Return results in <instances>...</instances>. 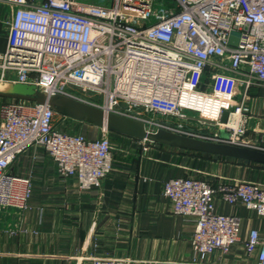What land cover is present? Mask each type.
I'll return each mask as SVG.
<instances>
[{
  "label": "built area",
  "instance_id": "1",
  "mask_svg": "<svg viewBox=\"0 0 264 264\" xmlns=\"http://www.w3.org/2000/svg\"><path fill=\"white\" fill-rule=\"evenodd\" d=\"M10 8L0 84L34 85L166 130L264 152V132L247 138L249 88L264 90V0H0ZM156 6V7H154ZM234 34L237 44L229 43ZM243 88L236 100L238 88ZM228 113L225 123L222 115ZM46 105L0 100V207L25 211L29 177L14 173L18 157L42 148L62 178L79 190L99 188L112 171L114 147L101 136L58 128L67 118ZM58 120V121H57ZM224 129L229 137L221 138ZM142 151L148 150L142 141ZM162 195L174 215L191 220L192 259L207 264L240 240V218L219 214L214 200L241 203L264 219V186L197 176L170 178ZM264 264L255 229L243 243ZM92 264H127L95 258Z\"/></svg>",
  "mask_w": 264,
  "mask_h": 264
},
{
  "label": "crops",
  "instance_id": "2",
  "mask_svg": "<svg viewBox=\"0 0 264 264\" xmlns=\"http://www.w3.org/2000/svg\"><path fill=\"white\" fill-rule=\"evenodd\" d=\"M10 16V8L0 3V53L7 47ZM242 93L239 87L236 100ZM247 95V138L255 140L264 132V90L253 85ZM68 127L90 138L99 135L84 123ZM116 141L121 153L112 171L90 190H79L74 178L59 177L42 148L18 157L14 173L29 177L33 195L25 211L0 207V264H92L95 258L186 264L192 259L194 223L171 213L163 183L188 176L264 183L263 165L207 159L162 145H148L143 152L140 141L119 134ZM214 210L240 218V241L228 254H212L207 264H255L258 249L248 254L243 243L253 229L264 239V219L239 202L229 205L219 198Z\"/></svg>",
  "mask_w": 264,
  "mask_h": 264
},
{
  "label": "water",
  "instance_id": "3",
  "mask_svg": "<svg viewBox=\"0 0 264 264\" xmlns=\"http://www.w3.org/2000/svg\"><path fill=\"white\" fill-rule=\"evenodd\" d=\"M238 38L232 34L229 43L236 45ZM1 100H23L38 105H46L62 117L78 122H86L107 131L129 137L136 141H146L156 145L198 153L204 158L232 161L238 164H257L264 166V152L226 143H213L182 136L166 130L147 131L145 125L135 119L114 113H105L102 109L75 100L65 95L47 94L36 89L34 85L21 83L1 84ZM228 113L222 115V122L227 120ZM221 138H228V133L220 129Z\"/></svg>",
  "mask_w": 264,
  "mask_h": 264
},
{
  "label": "rangeland",
  "instance_id": "4",
  "mask_svg": "<svg viewBox=\"0 0 264 264\" xmlns=\"http://www.w3.org/2000/svg\"><path fill=\"white\" fill-rule=\"evenodd\" d=\"M154 7H156V6H154ZM239 89V88H238ZM1 100V99H0ZM3 101V100H2ZM61 116L60 115H58L57 116V118L56 119H59ZM58 121V120H57ZM68 123H84V124H86V125H90V126H92V127H95V128H97V129H99V135L98 136H96V137H100L101 136V128L102 127H97V126H94V125H92V124H88V123H86V122H78V121H74V120H72V119H69V118H67V120H65V123H62V122H60L59 124H58V128L59 129H61V130H67V131H71V132H75V133H80V134H83L82 132H80V130L79 129H77V128H75V127H73V128H71V127H68ZM84 135V134H83ZM86 136V135H85ZM107 136L109 137V139H110V141H111V143H112V145H113V147H114V151H113V153H114V157H116V154H119V153H121L120 152V145H119V142L118 141H116V133H111V132H107ZM86 137H88V136H86ZM95 137V138H96ZM88 138H90V137H88ZM142 144V143H141ZM146 145H156V144H152V143H150V142H146L145 143ZM15 163H16V161H15ZM14 163V164H15ZM16 165V164H15ZM259 184H261L262 186H264V183H260V182H258Z\"/></svg>",
  "mask_w": 264,
  "mask_h": 264
},
{
  "label": "bare ground",
  "instance_id": "5",
  "mask_svg": "<svg viewBox=\"0 0 264 264\" xmlns=\"http://www.w3.org/2000/svg\"><path fill=\"white\" fill-rule=\"evenodd\" d=\"M4 86H2L1 84H0V88H3ZM104 130H106V128L105 127H102Z\"/></svg>",
  "mask_w": 264,
  "mask_h": 264
},
{
  "label": "trees",
  "instance_id": "6",
  "mask_svg": "<svg viewBox=\"0 0 264 264\" xmlns=\"http://www.w3.org/2000/svg\"><path fill=\"white\" fill-rule=\"evenodd\" d=\"M3 101H8V100H3ZM198 154V153H197ZM199 155V154H198ZM211 159H215V158H211Z\"/></svg>",
  "mask_w": 264,
  "mask_h": 264
}]
</instances>
